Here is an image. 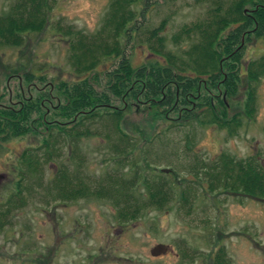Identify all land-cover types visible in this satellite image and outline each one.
<instances>
[{
    "label": "rangeland",
    "instance_id": "374dc122",
    "mask_svg": "<svg viewBox=\"0 0 264 264\" xmlns=\"http://www.w3.org/2000/svg\"><path fill=\"white\" fill-rule=\"evenodd\" d=\"M13 1L0 0V12ZM221 2L225 6L228 3L151 0L146 24L155 27L167 19L166 27L156 34L167 38L168 48L182 54V49L188 50L196 37L191 41L185 36L176 45L174 35L185 25L190 27L207 19L212 7H220ZM109 3L110 0H52L49 25L44 30L26 34L23 46L0 47V109H20L25 103L24 110H28L22 120L25 132L24 128L20 136H0V201L15 188L22 152L43 142L46 129L41 121L63 125L73 119L64 99V85L59 84L76 78L69 61V37L55 31L52 23L61 21L94 33L101 28ZM245 8L248 15L255 11L249 4ZM242 24L221 30L215 40L216 52L225 53L229 39L240 30L231 49H237L241 57V74L250 61L264 55V38L259 37L264 33L253 32L249 18L242 26L244 30L240 29ZM125 51L135 67L157 61L148 44L140 39L129 42ZM21 61L31 62L34 69H40L38 72L46 73L45 77H24ZM117 64L118 59L99 66L100 82L95 83L98 93L107 92V72ZM66 87L67 91L72 88L71 84ZM110 97L112 110L126 109L119 123L131 138L128 150L132 148L133 153L122 161V155L118 157L112 148L122 142L118 133L108 130L112 128L111 122L107 123L110 118L92 121L89 127L96 134L76 141L88 178L96 182L111 173L119 180L122 172L128 173L127 177L133 174L136 164L141 171L155 173L169 168L164 175L177 183L178 190H189L191 202L177 200L162 209L150 207L137 219L122 221L110 198L61 201L46 196L44 188L39 187L31 197L27 194V204L0 228V264H218L216 259L219 264H264V198L229 191L215 195L218 190H210L209 174H204L201 181L195 175L197 158L211 164L223 152L237 160L255 157L264 166V76L253 119L244 111L246 97L242 90L238 98L228 100L227 117L244 112L243 126L232 136L226 129L210 124L213 120L209 115L207 122L204 116L199 119L198 114L207 108L205 103L196 105L195 111H187L180 106L169 108L152 103L145 96L129 98L126 103L114 95ZM58 145L64 155L76 156L70 152L74 146L71 143ZM49 165L48 174L55 169L54 164ZM158 243L168 244L169 251L154 256L151 250Z\"/></svg>",
    "mask_w": 264,
    "mask_h": 264
},
{
    "label": "trees",
    "instance_id": "16d2710c",
    "mask_svg": "<svg viewBox=\"0 0 264 264\" xmlns=\"http://www.w3.org/2000/svg\"><path fill=\"white\" fill-rule=\"evenodd\" d=\"M226 1V6L221 2L220 7H212L209 17L204 21L190 27L185 25L174 35L176 45L185 36L191 41L196 37L188 50L182 49V54L168 48L167 38L156 34L159 29L166 27L167 19L155 27L146 24L152 10L151 0H110L103 24L94 33H85L61 21L52 23L55 31L69 37V61L76 78L72 77L71 82L61 80L59 84L64 85V99L73 119L63 125L49 122L46 125L45 120L41 121L46 129L43 142L22 152L17 164L15 188L7 192L4 201H0V228L10 223L13 213L27 204V194L31 197L32 191L39 187L44 188L46 196L61 201L110 198L122 221L137 219L150 207L162 209L177 200L186 204L191 202L190 191L186 188L178 190L177 183L164 175L169 168L155 173L141 171L136 164L129 177L128 173L122 172V179L118 180L109 173L106 178L92 181L88 178V172H85L86 164L76 141L95 135L89 124L108 117L107 123L112 124L108 130L118 133L119 141L122 142L115 143L112 148L118 152V157L122 155V161L132 155V148L128 150L131 138L121 130L119 123L126 109L112 110L111 95L121 98L125 103L129 98L140 99L145 96L152 103L169 108L180 106L187 111L192 108L195 111L196 105L205 103L207 108L203 114H198L199 119L204 116L207 122L209 115L213 120L209 121L210 124L226 129L229 136L236 135L243 126L244 112L227 117L230 108L228 100L238 98L242 90L246 97L244 111L248 118H254L258 87L264 76V55L250 61L241 74V57L237 49H231L239 38L240 30H236L229 39V44L224 47L225 53L216 52L215 40L221 30H226L232 24L242 22L240 29L244 30L242 26L248 18L250 26L253 25V32L263 34L264 0ZM247 4L255 8L250 16L245 10ZM52 7V0H14L9 3L0 12V47L23 46L26 34L44 30L49 25ZM215 11L216 15L213 14ZM259 37L264 38V35ZM139 39L148 44L151 53L157 57L156 62L137 67L132 65L125 48L129 42ZM116 59V68L107 72V92L98 93L95 83L100 82L99 66ZM20 65L26 78L41 80L46 75L38 72L40 69H34L35 65L31 62L21 61ZM225 69L227 71H223ZM70 84L72 88L67 91L66 86ZM25 106L24 103L20 109H0L1 139L10 134L20 136L24 128L26 131V127L22 126V120L26 119L28 113V110H24ZM168 129L170 127H166ZM66 141L74 145L70 152L77 153L75 157L60 151L58 144L62 143L63 147ZM140 153H144L143 148ZM212 162L209 164L197 158L195 175L201 181L204 174H209L210 190H218L215 195L229 191L264 198V166L257 158L237 160L230 153L223 152ZM49 164L55 165L50 174L46 172ZM216 262L219 264V259Z\"/></svg>",
    "mask_w": 264,
    "mask_h": 264
},
{
    "label": "water",
    "instance_id": "95a60500",
    "mask_svg": "<svg viewBox=\"0 0 264 264\" xmlns=\"http://www.w3.org/2000/svg\"><path fill=\"white\" fill-rule=\"evenodd\" d=\"M169 251V245L165 244V243H158L157 245H155L152 250L151 253L154 256H158V255H162L165 254Z\"/></svg>",
    "mask_w": 264,
    "mask_h": 264
}]
</instances>
